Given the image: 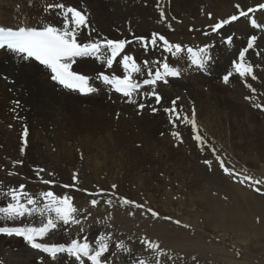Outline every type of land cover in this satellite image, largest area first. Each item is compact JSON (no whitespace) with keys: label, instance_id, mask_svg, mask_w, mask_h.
Returning a JSON list of instances; mask_svg holds the SVG:
<instances>
[{"label":"bare ground","instance_id":"bare-ground-1","mask_svg":"<svg viewBox=\"0 0 264 264\" xmlns=\"http://www.w3.org/2000/svg\"><path fill=\"white\" fill-rule=\"evenodd\" d=\"M182 1L184 0H130L128 3L129 5H123L124 3L121 2V0H0V17L6 19L1 22L0 26L15 28L18 24L17 20L20 19L22 21V16L26 15L28 12L34 13L33 15H37L35 20H29L30 22L27 25L28 27L42 28L46 24L59 26V17L55 15V12L58 10H49L47 6L63 2L65 5L75 7L87 14L90 28L83 30L78 36V40L81 43L89 40L100 39L131 41L134 37H145L150 39L152 33L155 32L164 36L170 43L179 44L182 47H187L188 45L186 43L188 42H192L190 44L191 47L193 46V43H199V46H211L212 44L210 45V43L212 40L208 39V37L204 38V33H208L210 30L212 31L211 26L217 23V20L221 21L227 19L233 14H236V4H239L246 10L249 7L264 3V0H214V4H209L212 0H208L207 4H201V0H189L181 7L184 9V11L179 13L182 21H175L171 16H169L168 9H170L172 3V7H177L175 2L180 4ZM17 5H20L15 14L17 20L14 23H10L14 8ZM96 8L97 11H95ZM126 8H130L133 12L128 13ZM160 8H163L165 15L167 16V20L164 22H160ZM197 8L200 11L198 10V14H193ZM42 11H45V14H42ZM150 11L158 14V18L152 21H146L148 14H140L144 12L151 13ZM40 15H42L41 18ZM172 15L174 16L173 13ZM211 17L212 20H210ZM124 18H129L131 21H134V23L126 25L123 21ZM239 25L241 24L239 23ZM232 30L233 28L231 27L227 31L222 32L221 35H223L226 39V36L229 35ZM237 31H240V29ZM247 31L249 35V30ZM88 32H91V36L88 35ZM209 36L212 35L209 34ZM256 37L257 41L253 50L246 52L247 55H245V62L253 66V74L256 76V79H252L250 76L246 77V79L248 78L250 82L245 83L248 87H246V85L244 86V84L241 85L240 80H236L235 78V76L239 78V75L235 72L234 65L239 63L240 60L239 55L234 58L231 55L234 51L238 52V50L241 49L238 48L239 45L237 42L234 44L233 51L222 49L220 47L221 52L219 53V51H217L214 54L213 48L211 55L208 53L209 59L203 69L192 65L189 56H172L161 50L159 47L154 50L150 49L146 52L143 47L137 43L128 44L125 48V53L132 55L137 60L138 64L145 60H152L153 62L164 61L166 58L170 66L179 71V78L167 77L166 86L163 85L162 81L158 82L155 86L156 92L161 96L160 104H156L154 98L141 99L140 97L144 91L150 90L144 88H142L141 93L135 97L137 100L136 104L126 102L127 98L110 93L107 88L99 85V92L97 94L81 98L76 93H70L62 90L55 83L51 82L49 80L50 75L48 71L39 67L34 61L25 62L15 56L9 55V65L1 69L2 61L6 58V54L0 52V143L7 142L5 138H11L10 140H14L15 137L12 135H15L17 131L22 137L21 133L24 131L26 124L29 129L27 143L29 140H35L39 144L36 151H34V153L37 152L36 157L30 156L32 159L39 161V164L37 165L38 168L35 170L28 171L23 168L21 164L13 166L14 161H20L18 158L23 157L21 152L8 151L9 146L7 145L4 150L0 151V180L7 181L2 182L1 185L18 187L23 184L26 186L25 190L28 192L29 188L33 187L35 190L34 193H32L33 195H38V193L42 191L51 190L57 196H63L64 194H69V192L73 190L76 192L75 195H71L73 198V204L77 209L81 210L79 214V224L70 226L59 225L53 233H50L44 241L40 242H46L54 245H66L72 239L80 240L82 237L87 235L89 240H94L100 234H111L113 237L112 243L114 244L122 241L121 237L125 235H138L143 240H154V238H148L145 236L144 233H146L150 225L148 222L140 223L139 220H137L138 216H141L140 212L131 207L130 204L121 206L120 198H116L113 193L106 192V190L101 186L103 184V180H109L111 175H117V178H119L120 174L124 173L123 170L126 169L124 166L119 167L117 169L119 170V173L117 172V174H114V172H110L109 170V167L111 169V166L108 165V168L106 167L107 162H105L104 165H100L98 162H93L92 159L89 164L79 163L77 162V157L74 155L72 157L66 156L68 160L65 164H63L62 162H59V160H55L57 159V156H49L55 154L53 153V147H57V145H59V147H64L67 151L84 148V150L87 149L85 152L90 151L92 154L93 150L96 151L99 149L101 154L107 156V150H109L110 145L112 146V144L107 143L110 135L112 136V132L114 130H118V132L122 131L124 125L125 128L128 126H134L137 130L146 131L147 135L150 136V138H153V140H150L152 143H154V141L159 137H162L163 140H167L169 137H174V139L178 141V138L174 136L173 133H179V137H181L184 135L182 133L183 130H193V126L192 124L184 123L183 121H177V126L175 127L172 123H170V113L164 111V109L172 108L173 101L176 102L178 109H182V116L195 120L196 130L198 129L197 131L200 132L202 131L199 130V127L204 126L212 115H220L222 121H224L223 119L228 117V115L226 117V113L230 114V112H232L231 107H236V104L242 108H250L251 111H263L260 107H256V105L259 104L264 106V28L256 33ZM218 49L219 48L216 46L215 50ZM231 58L232 61L230 62ZM119 59L120 57L117 58L118 61ZM184 63L188 64L183 65L185 70H183L184 68L181 69V67H183L181 65ZM155 67H158V65L154 64L153 69H155ZM71 71L84 75L91 80L95 79L97 74L101 73L105 75L115 74L117 76H123V69L118 63H115L113 67L109 69L103 61L97 60L94 57L76 58L75 62L72 64ZM229 73L232 74L229 79V86L233 88V91H237L236 96L234 95L235 97H231V100H229L225 94L222 95V97H217L218 95L215 96L217 93L216 90L221 91L226 89V84L224 85V88L221 82L223 81V77ZM135 78L142 79L143 77L136 76ZM243 81L244 80H242V82ZM93 84H95L94 81ZM253 89L255 91H253ZM199 93L204 96L205 101H203V99H199ZM246 97L249 99H246ZM221 100L228 101H224L227 108L222 106V103L224 102ZM3 102H7L8 104L11 102L12 105L15 106L19 105L21 110L27 108L29 110L26 114L27 117L19 115L21 116L20 118H22L21 120L17 113H15L13 109L8 108L6 104H3L2 108L1 104ZM139 103L145 104L146 107L143 110H138L137 106ZM84 105L86 108H84ZM97 108H100V112H97ZM152 108L156 109V113L152 111ZM216 108H221V110L217 111ZM193 112L195 114L194 117ZM246 114L248 113L246 112ZM30 117L32 120L29 122L28 119ZM70 118L71 121L69 122ZM77 119L79 122L84 124L90 121V125L93 124L94 126L92 128L89 126L90 129L81 128L80 130H71L69 124H77ZM125 122L127 124H125ZM118 123L120 125H117ZM97 124L102 125L103 128L99 130ZM224 124L226 123L224 122ZM13 125H15L17 129L8 131L13 127ZM79 125L80 123H78V126ZM221 130L224 131L223 129ZM211 134L215 136L214 132ZM220 134L222 135V133ZM19 139L20 138L18 137L16 140L19 141ZM211 140L214 143V149L218 150L217 152L222 156L226 157L232 154V148L230 149L228 147L229 144H227L225 140L217 142L219 140L214 139L213 136H211ZM43 149H45L49 154L44 152ZM19 150H21V147H19ZM188 150L193 151L191 146L188 147ZM194 150L196 153L194 157L203 161L201 166L204 165L209 170L214 172L211 177L210 174L208 176L205 172L207 171V168L205 171L203 170L205 173V177H203L204 179L206 178L203 180L208 185L210 182H213L214 184V182H217V176H220V168L213 166L214 168L212 167L211 169L209 164L205 163V161L210 160L204 156H200L201 148L195 147ZM209 153L213 154L212 150ZM96 157H100V155ZM49 168L54 172H58L59 175L62 176V182L54 181L55 183L53 185L41 182V179L37 176L38 169L44 170L39 173V177L43 180L53 181L50 176L51 170H49ZM10 172L13 174L10 175ZM74 175L75 181L73 179ZM92 177H94L95 180L101 184L100 188H93L95 182L92 180ZM65 185L71 187H64ZM226 187L229 188L228 186ZM100 190L104 191L103 195H89L90 193H99ZM251 196L247 195L246 197L243 196L245 197L244 199L242 198L245 200L247 206L244 212V217H246V219H253L254 216H261V223H263L264 199ZM217 197H214L216 199L212 201L209 197L208 202L213 204L215 214L220 213L217 216L221 217L220 215H222L226 218L227 215L224 213L226 209L222 206L221 201H219ZM92 199L100 200V203L96 207H93L89 203ZM0 200H2L3 203L7 201L2 194H0ZM108 200L113 201L112 206H108L105 203V201ZM232 200L235 201L238 199H234L232 196ZM6 204L7 203H0V206H6ZM206 210L208 209L206 208ZM103 212L107 213V215H103ZM209 213L210 212H208V214ZM206 215H204V217ZM102 218L105 219V222H109L99 228L97 225L102 223ZM134 218H136V221ZM207 218L209 219V217ZM28 219L31 220L32 226H39V220L35 217L25 218L17 222H9L5 226H28ZM81 229H83V231H81ZM126 246L130 249L131 253L137 257H151V255L148 254L150 252L148 250L142 249L138 251L131 248L127 244ZM157 251L162 252L160 248H158ZM36 258L41 260L37 259L36 262ZM66 259V257L61 256L58 260L53 261L48 256L32 250L31 247L23 240L0 237V264H66ZM126 261L129 262L127 264H134V261L129 254L118 252L114 255L112 264H121Z\"/></svg>","mask_w":264,"mask_h":264},{"label":"rangeland","instance_id":"rangeland-1","mask_svg":"<svg viewBox=\"0 0 264 264\" xmlns=\"http://www.w3.org/2000/svg\"><path fill=\"white\" fill-rule=\"evenodd\" d=\"M129 1L130 0H121V2L124 3L123 5H129ZM188 1L189 0H184L180 4L175 2L177 7H172V3L170 9H168L169 16H171L175 21H182L179 13L184 11V9L181 7L184 6ZM201 1V4L208 3V0ZM209 4H214V0H212ZM253 8L258 9V5L253 6ZM126 10L128 11V13L133 12L130 10V8H126ZM198 10L199 9L197 8L195 13L193 14H198ZM95 11H97V8L95 9ZM172 13L174 14V16L172 15ZM33 14L34 13L28 12L23 18V21H33ZM42 14H45V11H42ZM146 14H148L146 21H152L158 18V14L152 12H144L140 15ZM250 16L252 18H255L258 23L264 24V9H258L254 13H251ZM40 17H42V15H40ZM15 19L16 17L12 16L10 23H14ZM5 20V18L0 17V24ZM210 20H212V17L210 18ZM123 21L126 25H131V23H134V21H131L129 18H124ZM217 22H219V20H217ZM239 23L241 25H239ZM231 27L233 28V30L229 33V35L226 36L225 39V37L221 35V33L227 31ZM238 29H240V31H237ZM261 29L252 28L250 26L248 18H240L235 22L225 25L218 32H212L210 30L208 33H204V38L208 37V39L212 40L210 43V45L212 44L211 46H199V43H193V46L191 47L190 44L192 42H188L186 44L188 45V48H192L194 51H197L202 47H207L208 53L209 55H211L213 48L214 54L217 51H219V53L221 52L220 47L222 49L233 51L234 44L237 42V44L239 45L238 48L241 49H239L238 52H233L231 56L234 58L247 48L246 46L249 41L248 39H250L252 36H256V33ZM247 30H249V35ZM209 34L212 36H209ZM228 38H231V43L225 42ZM216 46L217 48H219L218 50H215ZM187 47H182L183 49H185V51L180 55L188 56V53L186 51V49H188ZM159 48L163 50L162 47ZM150 49L152 50L151 47L149 48V50ZM250 50L252 51L253 49H249L247 52H249ZM245 55H247V53ZM9 61L10 56L6 55V58L2 61L1 69L7 67L9 65ZM231 61L232 58L230 62ZM185 64L187 63H184L181 66ZM182 68H184V66L181 67V69ZM183 70H185V68ZM235 78L236 80H240L241 85L244 84V86L246 85V87H248V85L245 84L249 82L248 78V80L246 79V77L237 78L235 76ZM242 80L244 81L242 82ZM221 84L224 87L225 83H223V81L221 82ZM226 85V89L221 91L216 90L217 93L215 94V96L218 95L217 97H222V95L225 94L226 97L231 100V97L236 96L237 91H233V88L229 86V83H227ZM198 97L199 99H203V101H205L204 96L201 93H199ZM221 101L228 102L227 100ZM3 104H6L8 108L13 109V111L17 113L19 118L21 117L19 115L27 117L26 114L29 111L27 108L21 110L19 105H12L11 102L9 104L7 102H3L1 104L2 108ZM222 106L227 108L225 102L222 103ZM236 107H231L232 112H230V114L226 113V117L227 115L228 117L226 119L224 118V121H222L220 115H212L214 118L211 116L204 126L199 127V130H201L202 132L197 131L198 129L196 130V132H194L193 130H183L182 133L184 135L179 137L178 141L175 140L174 137H169L167 140H163L162 137H159L154 141V143H152L150 142V140H153V138H150V136L147 135L146 131L144 132V130H137L134 126H128L127 128H125L124 125L122 131L118 132V130H114L112 132V136L110 135L107 143L112 144L113 147L110 145L109 150H107V156L101 154L99 149H97L96 151L93 150L92 154L90 151L85 152V150L87 149L84 150V148H77L73 151H67L64 149V147H59V145H57V147H53V153L55 154L49 156H57V159L55 160H59V162H62L63 164H65L68 160L66 156L72 157L73 155L77 157V162L79 163L89 164L92 159L93 162H98V164L100 165H104V163L107 162L106 167L108 168V165L111 166V169L109 167V170L110 172H114V174H117V172L119 173V170L117 169L124 166L126 169L123 170L124 173L120 174L119 178H117V175H111V178L109 180H103L102 185L99 184L94 177H92V180L95 182L93 188L98 189L101 185L106 190V192L113 193L116 198H123L128 201L134 202V204L143 205L142 210L130 204L131 207L137 209L140 212L141 216H138V218L136 217L137 220H139L140 223H149V231L147 230L144 234L148 238H154V240L151 241L159 245V248L162 251V262L166 261V264H264V222L261 223V216H254L253 219H246V217H244V212L247 206L245 200H243L247 195H252L251 197H260L264 199V166H262L264 165V110L251 111L250 108H242L237 104ZM84 108H86L85 105ZM99 109L100 108H97V112H100ZM216 110L220 111L221 108H216ZM246 112L248 114H246ZM251 112L253 113V115ZM20 119L22 120V118ZM31 120L32 118L30 117L28 121L30 122ZM70 121L71 118L69 122ZM77 121V124H69L71 130H80L81 128L90 129L94 126L93 124L90 125V121L85 124ZM18 122L21 123L20 121ZM224 122L226 124H224ZM78 123H80V127L78 126ZM125 124L127 123L125 122ZM97 125L99 130L103 128L102 125ZM117 125L120 124L118 123ZM25 127L27 128V130H29L26 124ZM16 129L17 127L13 125V127L8 131H13ZM221 129H223L225 132ZM211 131L215 133V136L211 134ZM23 132L24 131H22L21 134H23ZM194 133L202 136L207 144H198V142L193 139V136L195 135ZM220 133H222V135ZM19 134L20 133L17 131L15 135H12L13 137H15L14 140H10L11 138H5L7 142L0 143V151L4 150L5 146L7 145L9 146L8 151L21 152V150H19V147H22V137ZM211 136H213L214 139L219 140L217 142L225 140L226 143L229 144L228 147L230 149L232 148V154L225 157L218 153V150L214 149V143L211 140ZM18 137L20 138L19 141L16 140L18 139ZM28 137L29 136H27L26 139H28ZM38 145L39 144L35 140H29L26 147H24L23 157L18 158L20 161H22L21 166L28 171L38 168L37 165L39 164V161L31 158L33 156L36 157L37 152L34 153V151H36ZM189 146L192 147L193 151L188 150ZM164 147L166 150L164 149ZM195 147L201 148L200 156H204L211 161V169L213 166L220 168V176H217V182H214V184L213 182H210L211 185L205 183L204 180L206 178L204 179V171L207 167H205L204 165V167L201 166L203 161H200L198 158L194 157L196 154L194 150ZM43 150L44 152H47L45 149ZM209 150H212V153L214 155L209 153ZM98 155H100V157H96ZM216 157H219V160ZM220 160L224 162L225 167L232 170L236 175L226 174L220 166ZM49 170H51L50 176L53 181L62 182V176L59 175L58 172H54L50 168ZM206 170L207 171L205 172L208 174V176L209 174L210 176L213 175L214 172L212 170H209L208 168ZM245 177H250L251 179H245ZM224 180L227 182H225ZM241 180H243V183L240 182ZM255 181H260L261 183H255ZM2 182L7 181L0 180V190H7L8 188L16 187L9 185L3 186L1 185ZM217 183L223 185H218ZM114 185L115 188H113ZM226 186H228L229 188H227ZM257 189H259V191H257ZM34 191L35 190L33 187L29 188V192H31V194L34 193ZM101 191L104 192L103 190H100L99 192ZM75 194L76 192L71 190L68 195L71 196ZM232 196L234 197V199L238 200H232ZM209 197L211 201L216 199L214 197H217V199L221 201L222 206L226 209L224 212L227 215L226 218L222 215H220L221 217L217 216L220 213H214L213 204L208 202ZM240 202L242 205L240 204ZM0 203L5 204L8 202L6 201L5 203H3V201L0 200ZM206 208L208 210H206ZM147 209L155 211L156 213H158V216L155 218L152 217L151 214L146 211ZM208 212L210 213L208 214ZM102 214L107 215V213L105 212H103ZM203 214H207L206 216L209 217V219L206 216L204 217ZM166 217L170 219H165ZM136 218H134L135 221ZM101 221L102 223L97 225V227L99 228L100 226L108 224L109 222H105L104 218H102ZM177 221L179 223H176ZM121 238L125 244L129 245L135 250L139 251L144 249L143 246L139 243L142 238L138 235H125ZM156 240H158L159 242ZM165 252L168 256L172 257L171 260H167V258L163 255ZM148 254L151 255L150 258L147 256V258L149 259H151L154 255L151 252H149ZM113 258L114 255L109 256V259L111 261L113 260ZM37 259L41 260L39 258H36V262ZM127 263L129 262L126 261L121 264Z\"/></svg>","mask_w":264,"mask_h":264},{"label":"snow or ice","instance_id":"snow-or-ice-1","mask_svg":"<svg viewBox=\"0 0 264 264\" xmlns=\"http://www.w3.org/2000/svg\"><path fill=\"white\" fill-rule=\"evenodd\" d=\"M237 13L231 15L227 19L221 20L211 26L212 32H218L225 25L239 20L240 18H248L250 26L254 29L264 28V24L257 22L255 18L250 16L258 9H264V3L258 5L257 8L249 7L246 10L239 4H236ZM49 10H58L55 15L59 17V26L53 24H46L42 28L19 27L17 29L0 27V50H6L15 54L22 61H35L50 72V79L65 89H70L87 95L94 93L95 88L89 86V79L84 75L77 74L71 71L72 64L76 58L79 57H94L97 60L103 61L107 68L111 69L115 63H118L123 69V76L115 74L105 75L99 74L97 77L104 85L112 87L114 92L121 94L127 98L126 102L136 104L135 97L141 93V89H150L144 91L141 99L154 98L156 104L161 103V96L156 92L155 86L158 82L167 83V77H178L179 71L170 66L166 58L164 61L145 60L138 64L137 60L130 54L125 53V48L128 44L137 43L143 47L147 52L151 47L153 50L157 47H162L163 51L172 56H179L185 51L179 44L170 43L164 36L159 33H152L150 39L145 37H134L133 40H89L81 43L78 40L80 33L89 29L87 14L70 5H65L63 2L48 5ZM167 20V16L163 8H160V22ZM170 27V25H169ZM94 31V29H93ZM91 36V32H88ZM256 36H252L247 44V48L239 54V63L234 65L235 72L239 77L244 78L250 76L256 79L253 74V66L245 62V53L249 49H253L256 45ZM226 43H231V38H228ZM191 64L197 68L203 69L208 62V48H200L194 51L192 48L187 50ZM123 53V55H122ZM120 57L119 61L117 58ZM158 67L153 69V65ZM229 73L223 78L225 84L229 83ZM136 76L143 77L136 79ZM253 91H255L253 89ZM246 99H249L246 97ZM173 107L164 109L170 113V123L177 126V121L190 123L193 126V131L196 132V124L194 119H189L182 116V109H178L176 102H172ZM145 104L139 103L138 110H143ZM264 110V106L257 104ZM155 112L156 109L152 108ZM193 112V117H194ZM179 139V133H173ZM28 130L25 127L22 134L21 154H23L24 147L27 145ZM198 144L205 145L202 136L195 134L193 136ZM219 160V157H217ZM221 168L228 175H236L232 170L225 167L222 160L219 161ZM211 165V161H205ZM22 164V161H14L13 166ZM43 169L37 170V176L41 182L48 185H53L55 182L50 180H43L39 177V173ZM10 175L13 173H9ZM75 181V175L73 177ZM245 179H251L245 177ZM243 183V180L240 181ZM255 183H261L255 181ZM74 186V185H73ZM64 187H71L65 185ZM115 188V185L113 186ZM26 186L21 184L18 187L8 188L7 190H0L7 201H10L6 206H0V235L18 236L21 237L32 249L45 253L51 260L56 261L61 256L66 257V264H112L109 256L115 255L118 252L129 254L134 264H166L162 262V253L157 251L158 244L150 240H140L139 243L145 250L150 251L154 255L151 259L147 257H137L131 253L130 249L123 241L112 243L113 237L111 234H100L94 240H89L87 235L82 239H72L66 245H54L49 243H42L50 233H53L59 225L70 226L80 223V211L73 204V198L64 194L57 196L53 191H42L38 195H33L25 190ZM259 191V189H257ZM89 195H103V192L90 193ZM121 206L132 204L134 207L142 209L143 205L134 204V202L120 198ZM89 203L96 207L100 200L92 199ZM108 206H112L113 201H105ZM152 217H157L158 213L151 209L146 210ZM132 214V213H130ZM38 218L39 226H32L31 220L28 219V226L24 227H9L5 226L9 222H17L25 218ZM170 219V218H165ZM176 223H179L178 221ZM83 231V229H81ZM167 260L172 257L166 253L163 254Z\"/></svg>","mask_w":264,"mask_h":264}]
</instances>
